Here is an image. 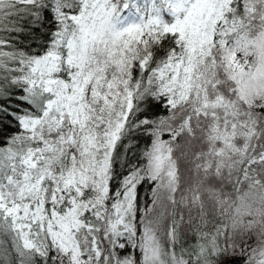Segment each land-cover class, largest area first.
<instances>
[{"label":"snow or ice","instance_id":"6c2138e0","mask_svg":"<svg viewBox=\"0 0 264 264\" xmlns=\"http://www.w3.org/2000/svg\"><path fill=\"white\" fill-rule=\"evenodd\" d=\"M0 264H264V0H0Z\"/></svg>","mask_w":264,"mask_h":264}]
</instances>
